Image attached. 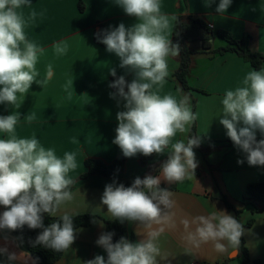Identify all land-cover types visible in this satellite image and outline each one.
<instances>
[{
  "label": "clouds",
  "instance_id": "1",
  "mask_svg": "<svg viewBox=\"0 0 264 264\" xmlns=\"http://www.w3.org/2000/svg\"><path fill=\"white\" fill-rule=\"evenodd\" d=\"M215 0H205L210 6ZM124 14L134 17L136 23L126 27L120 23L96 34L109 53L120 60L119 67L131 74L117 77L116 69L110 75L117 77L109 87L116 89L112 98L125 101L124 110L117 112L116 144L124 157L153 154L167 159L160 165L157 175L137 176L131 186L108 183L101 196L112 220L136 223L146 230L138 242L121 237L113 243L112 232H103L96 244L107 253L96 255L84 264H159V240L166 230L178 227L173 192L162 188L183 183L195 177L198 161L194 148L201 144V136H189L187 141L175 139L187 135L198 119L187 94H160V89L171 76L169 58L176 57L180 45L170 39L172 22L176 16L162 11L161 0H114ZM232 0H219L216 11L223 15ZM31 7V0H0V104L14 109L9 115H0V230L20 231L25 226L39 229L32 246H41L54 252H66L74 244L78 231L70 213L47 226L44 215L56 217L60 209L74 199L72 186L76 180L70 175L78 168L77 152L66 151L58 156L54 148H45L35 135L18 137L16 127L21 122V107L33 84L46 87L54 76V66L49 63L45 72L37 65L46 55V49L29 40L25 31L29 20L35 19L33 10L26 19L22 11ZM42 14V13H41ZM186 14V13H185ZM67 40L52 45L56 57L67 55ZM73 86L68 79L67 89ZM178 93L182 90L178 89ZM220 124L234 145L242 150L249 166H264V139L257 141L256 131L264 134V67L248 71L240 84L226 90L221 101ZM26 123L37 120L33 111L23 116ZM242 125V126H241ZM243 164L244 160H238ZM93 222H96L95 220ZM181 240L192 249L211 245L219 253L239 249L244 225L225 211L214 210L207 215L181 219ZM101 227L103 224L101 223ZM0 256L7 264H15L17 254L0 247Z\"/></svg>",
  "mask_w": 264,
  "mask_h": 264
},
{
  "label": "crops",
  "instance_id": "2",
  "mask_svg": "<svg viewBox=\"0 0 264 264\" xmlns=\"http://www.w3.org/2000/svg\"><path fill=\"white\" fill-rule=\"evenodd\" d=\"M80 2L85 7L83 11H80ZM161 2L162 11L169 16H197L214 30H225L236 39H245L251 52L264 54V0H232L223 15L216 11L219 0L210 6H206L205 0ZM33 10L37 16L28 21L25 31L29 40L46 49V55L40 58L37 67L43 76L46 65L51 63L55 74L44 88L32 85L17 109L22 118L16 127V135H35L45 148H54L58 156H63L66 151L77 152L78 168L70 173L76 180L86 170L87 159L100 158L112 162L123 156L113 140L118 126L116 114L124 110L125 101L119 96H110L115 92L109 87L113 78L109 70L115 68L117 77L125 75L129 81L132 75H126V70L119 67V58L95 41L96 27L98 22L105 24L107 29L120 23L130 27L137 21L124 14L114 0H31V7L22 9L26 19ZM175 21L172 22L170 39ZM216 39L213 40L215 48L226 45L224 41L223 45L218 44ZM60 40H67L70 47L67 55L56 57L52 45ZM197 44L201 46V42ZM179 59L180 53L169 58L171 76L160 89V94L189 96L198 119L187 135L178 134L175 139L186 142L195 126V136H201V144L193 149L198 161L195 177L178 184L161 183L162 188L174 194L173 211L178 227L161 235L159 264H214L223 259H230L228 264H242L237 249H229L227 253H219L211 245L192 249L180 238L183 232V225L179 224L181 219L207 215L215 209L225 211L234 218L236 209L244 224L254 220L244 232L246 246L251 259L264 264V212H254L253 205L245 199L249 184L264 183V166H249L242 150L228 143L230 138L219 122L222 118L220 101L225 91L237 87L244 75L254 68L236 53L227 52L213 57L196 53L187 77L192 89L187 91L176 78ZM68 79L73 80V86L66 89ZM178 89L182 92L178 93ZM13 110L0 104V115H9ZM33 111L37 120L28 124L23 116ZM0 138H6L5 134L0 133ZM167 151L163 155L153 154L146 165L140 163V155L125 157L126 169L120 178L133 182L137 176L143 179L145 175H157L160 165L167 159ZM238 160H244V163L238 164ZM112 182L116 181L99 176L76 181L72 189L74 199L60 209L57 217L66 211L71 215L98 214L112 220L107 214V207L101 204L104 187ZM225 200L234 209L227 207ZM3 211L4 207L0 206V213ZM79 229L81 231H78L72 247L54 264H84L96 255L106 257L104 249L95 243L99 235L106 232L105 223L98 221ZM128 229L134 235L133 240H128L134 243L142 239L140 235L146 232L136 223H128ZM0 247L17 254L15 264H37L20 235L0 230ZM0 264H7L6 256H0Z\"/></svg>",
  "mask_w": 264,
  "mask_h": 264
},
{
  "label": "trees",
  "instance_id": "3",
  "mask_svg": "<svg viewBox=\"0 0 264 264\" xmlns=\"http://www.w3.org/2000/svg\"><path fill=\"white\" fill-rule=\"evenodd\" d=\"M185 2L187 0H184ZM80 11L85 9L82 2L79 3ZM106 25L102 22H98L95 31V41L106 48L103 43H100L96 37L97 33H100L102 30H105ZM218 38L225 42V46L215 48L213 46V40ZM171 41L173 43L180 45V66L176 72V78L179 81L180 85L184 90H191V86L188 84V73L192 65L193 57L196 53L207 54L210 56L222 55L227 52H232L238 54L244 59V61L250 63V65L259 70L264 65V54L251 52L247 46L245 39H236L230 32L225 30H214L209 24H207L203 19L194 16V15H180L177 16V19L174 24L173 33ZM201 42V46L197 52L193 51L190 48V44ZM117 77L111 79V83ZM128 80V78H126ZM113 89V88H112ZM116 92V89H113ZM192 136L196 135L195 126L192 129ZM256 139H264V134H261L259 130L256 131ZM228 143L233 146L234 143L231 139L228 140ZM153 158V155L145 157L140 155V163L146 165L148 161ZM86 170L76 179L84 180L92 176H99L107 179H111L118 183H123L125 186H131L132 182L124 181L120 178V175L124 173L126 169V158L124 156L117 157L112 162H107L100 158H89L85 161ZM74 186V185H73ZM72 186V189H73ZM246 202L250 203L254 207V212H264V183H252L247 186L246 189ZM225 203L227 207L234 209V207L229 204L226 200ZM236 212V219L239 220L241 224L244 225V229L253 225L254 220L248 221L246 224L240 221V212L234 209ZM74 225L77 229L81 227H90L98 221H103L106 225V232H112L113 243L117 242L121 237L127 239H134V235L128 229V223H120L116 220H107L98 214H77L72 215ZM59 219V217H49L47 214L44 215V224L47 226L49 223L54 220ZM96 222H93V221ZM39 229L30 230L26 226L23 230L13 231V233L20 235L34 261L37 264H54L62 258L64 252H54L50 249H45L41 246H32V241L39 233ZM238 250V256L242 261V264H262L260 260H252L250 257V252L246 246L245 235L241 237V243ZM107 258V254L105 259ZM230 259H223L215 262L214 264H228Z\"/></svg>",
  "mask_w": 264,
  "mask_h": 264
},
{
  "label": "rangeland",
  "instance_id": "4",
  "mask_svg": "<svg viewBox=\"0 0 264 264\" xmlns=\"http://www.w3.org/2000/svg\"><path fill=\"white\" fill-rule=\"evenodd\" d=\"M216 42H218V44H224V42L223 41H221L220 39H216ZM199 47H200V44H197V43H192V44H190V48L192 49V50H196V49H199Z\"/></svg>",
  "mask_w": 264,
  "mask_h": 264
}]
</instances>
